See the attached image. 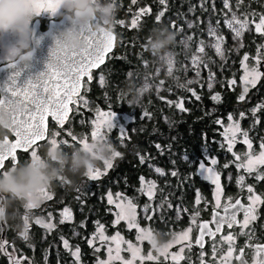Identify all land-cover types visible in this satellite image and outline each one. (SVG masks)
<instances>
[{"label":"trees","instance_id":"trees-1","mask_svg":"<svg viewBox=\"0 0 264 264\" xmlns=\"http://www.w3.org/2000/svg\"><path fill=\"white\" fill-rule=\"evenodd\" d=\"M111 2L115 10L111 29L117 38L116 47L99 72L100 77H104L102 85H98L95 77L81 96L92 107L127 118L123 138L117 139L116 136L112 141L121 156L115 159L116 164L106 176L94 183L86 182L83 193L77 189L78 181L75 185L59 180L56 185L51 184L57 202L55 208H68L71 213L70 221L59 224L56 229L45 230L43 240L42 230L33 227L32 256L31 249H25L32 264H95L97 257L101 255L89 246L88 241L94 238L98 224H102L107 234L115 232L110 224L111 207L106 202L108 193L118 192L132 199L138 207L140 225L148 226L155 237L165 241L173 232L186 228L194 210L201 212L202 205L210 202L211 186L201 177V163L205 167H214L222 183L230 171L231 177L225 187V195L232 198L235 194L236 173L231 171L234 165L233 153H244L246 149L236 141L233 150L228 151L225 128L230 121L229 115L239 120L241 131L248 133L253 152L264 141V107L255 115L252 111L257 106L264 105L263 78L249 88L243 100L239 99L242 95V57L247 54L249 59L245 63L252 66L257 54L264 49L261 36L254 29L260 16L262 1L229 0V8L224 7V0H165L164 4L160 0ZM144 8H149L150 13L139 15ZM161 12L164 14L157 21ZM233 13L241 20L247 14L250 27L248 32L243 33V46L238 50L230 45V29L225 23ZM138 15L137 26L133 28L132 20ZM190 24L192 27H189ZM161 26H166L176 34L175 46L168 51L174 58V69L169 76L165 75L163 62L146 47L152 30ZM210 27L224 38L223 60H219L212 46L214 44H209L213 38L209 34ZM201 44L205 48L204 53L198 51ZM198 53L201 59L194 63L193 57ZM258 68L262 69L260 64ZM210 73L214 74L211 81ZM189 80L195 82L188 84ZM232 80L236 83L230 84ZM209 81L215 84L214 88L209 89ZM144 83L149 84L150 88L142 95L141 104L129 107L121 94L126 96L140 90L139 86ZM188 89L195 91L199 99ZM217 94L219 100L214 101L211 97ZM180 102L186 111H180L176 107ZM91 111L93 110L86 109L85 114L78 115L84 117L83 122H79L80 127H74L75 135L88 133V127L85 124L82 127V123ZM241 113H244L243 118ZM156 145L161 147L157 148ZM141 156L144 157V163H141ZM212 159L217 161L214 166L211 164ZM226 164L228 167H225ZM157 169L162 170L164 175H160ZM173 171L177 172L176 176L171 175ZM141 177L144 178V183L141 182ZM149 181L156 185L152 200L141 189ZM57 186H65L63 204L60 202V190ZM198 192L201 203L196 205ZM145 207L148 211L142 214ZM47 211L56 213L54 208ZM207 211L204 215L200 214L204 219ZM18 213L21 215L20 208ZM177 213L180 218H177ZM149 216L152 219H148ZM117 230L126 234L123 225ZM251 232L256 238L264 240V229L260 223L253 224ZM64 240L70 246L80 248L79 261L72 255L71 247H64Z\"/></svg>","mask_w":264,"mask_h":264},{"label":"snow or ice","instance_id":"snow-or-ice-1","mask_svg":"<svg viewBox=\"0 0 264 264\" xmlns=\"http://www.w3.org/2000/svg\"><path fill=\"white\" fill-rule=\"evenodd\" d=\"M136 0H133L135 3ZM161 4L165 3V0H160ZM242 2V0H241ZM224 7L229 8V0H224ZM58 8L57 0H37L35 15L39 17L41 13H50L52 16H55ZM149 8H144L140 10L139 15H143L145 13H150ZM163 12H161L157 16V21L160 20L161 16H163ZM139 15L132 20V27L135 28L137 26V22L139 20ZM122 23V22H121ZM225 23L229 28L232 29L235 36L239 39L243 33L249 28V20L247 14L244 16V19L241 20L235 13L232 14L231 19H226ZM189 27H192L190 24ZM255 30L257 33L264 35V15L260 16L259 22L255 23ZM209 34L216 37V44L212 45L215 48L217 55H220L223 58V50H222V42L223 37L219 36L216 33L214 28H209ZM80 38L84 41V46L78 52L75 51H67L64 49L59 42H56L55 45L49 50L48 61L45 65V70L39 73L37 76L33 78H29L25 81L22 86L17 85L16 78L19 76V73H15L14 75L8 78V82H6L3 86H0V113L7 112L9 114V128L8 131L14 136V141H10L6 136L5 139L0 142V169H4L5 161L11 159L13 162L17 160V152H29L31 159L35 160L38 158L37 151L33 147L38 141L44 140L46 138V132L48 128L47 120L50 117L52 121H55L56 124L63 128L64 124L69 118L70 108L69 105L74 103V98L78 97L80 94V90L82 87L83 78H87V82L90 84L93 81V69L99 68L106 62V57L110 52L113 51L114 41L116 37L113 35L110 28H100L98 31H91L90 29H81L80 30ZM191 39V37H189ZM243 45L241 44V47ZM264 47V46H262ZM198 51L200 53L205 52V48L203 44L199 47ZM166 60L168 64V72L169 75L172 74V66L174 64V58L171 54L162 58ZM201 58L193 57V62L196 63ZM249 56L247 54L244 55L242 60V66L245 69V75L242 77L245 85L251 84L255 86V84L259 81L261 77V73L258 69L260 64L261 56L258 54L255 58L256 66H249L245 62L248 61ZM8 69L15 68L16 65L13 63H8L6 65ZM3 69H0L2 71ZM197 76H199V71H197ZM214 74L210 73V81L213 78ZM104 77H100V83H103ZM195 81L189 80L188 84H192ZM230 84H235L236 81L232 80L229 82ZM181 87H186L185 85H180ZM209 89L212 88V83L208 84ZM192 91L191 89H188ZM245 92H247V87H245ZM192 95L197 96L195 91H192ZM84 99L83 97H80ZM214 101L219 100V96L213 95L211 97ZM240 100L244 99V95H241ZM171 103V102H169ZM84 104L87 105V100L84 99ZM176 107L180 111H186L183 107V103H177ZM264 105H259L254 108L253 115L257 111L260 110ZM145 115H147L145 113ZM244 117V113H241V118ZM229 120L232 121L233 117L229 115ZM258 122V121H257ZM217 123H221L217 121ZM119 127L121 138L124 136L125 126L118 123L116 121V116L112 112H99L98 121L94 122V129L91 132V139L93 141H104L108 144L109 141L107 137L103 134L102 128L111 130L113 128ZM237 133H240L243 136V140L241 141L243 144L247 146L249 149L248 153H245V157L242 160L240 155H235L236 161H241L237 164L238 169H244L248 173H252L256 171L257 165H264V141H262L260 148L261 151L258 155H253L251 150L253 148L252 141L248 136L246 131H241L240 125L238 122H233L228 127L225 128V139L228 141V151L233 150L234 143L237 141ZM230 134V135H229ZM59 133H55L54 136H58ZM71 135V133H69ZM72 141H76L81 144L82 147H88L90 144L87 139H78L77 136L71 135ZM51 148L55 149L57 147L61 148V144H67V141L58 142L57 139L52 138L49 141ZM111 145V144H110ZM157 148H160V145H156ZM121 153L118 151L112 152V158L120 157ZM141 163H144V157L141 156ZM105 168L110 169L113 167L112 159L106 160ZM217 161L215 159L211 160V164L216 165ZM225 167H228L226 164ZM200 174L204 175L205 179L211 181L212 184L216 186V192L219 194L221 192L220 185V175L215 171L214 167H205L203 163L199 165ZM5 173L7 171H4ZM157 172L160 175H164V172L160 169H157ZM102 175L101 171L98 169H89L87 177L90 180L99 179ZM172 176H176L177 172L173 171L171 173ZM141 182L144 183V178L141 177ZM257 179L264 180V175H257ZM148 190L144 192L145 195L148 196L149 200H152L154 197V190L156 188L155 182L149 181ZM240 185H243V177H240L238 180ZM247 191L252 194L249 196L250 204L248 207H245L241 204L240 200H236L234 204H229L224 206L223 211L224 215H220L215 209H219L221 207V201L219 196L214 197L215 206L212 214V221L210 222H202L199 224L200 235L197 237L195 243L203 247V237L208 235L215 238L217 233L221 232V229L224 225H227L229 229H231L234 225L239 223L237 221V212L231 211L230 209H242L244 220L241 224L242 228H247L250 221L256 219V208L255 204L262 201V198L259 195L254 193V190L251 186L247 188ZM117 197H120V194H116ZM40 198H46L51 200L52 195L45 189L41 192ZM108 203L113 204L115 201L113 200V196L111 193L108 195ZM166 203V202H165ZM201 203V197L199 192L197 193V197L195 200V204L199 205ZM37 202L28 203L25 207L27 209H33L37 207ZM116 208L119 210L116 213V224H119L121 220H124L128 223L129 228H137L140 232V236L138 239H149L153 245L154 244V235L151 230H146L139 228V225L136 223V214H137V206L133 203L131 199H127L126 203H116ZM171 207V205H168ZM148 209L145 207V212ZM187 211V209H184ZM71 213L68 208L63 209L61 223L65 222V219L69 218ZM199 216V210L196 209L192 213L191 223L195 225L197 223V218ZM28 217L25 216V221H27ZM148 219H152L151 216ZM37 224H40L43 227L48 229H52L55 227L52 223H46L41 219H37ZM209 223L215 224V230L209 227ZM27 231L28 225L25 223V230L21 233V236L27 240ZM192 232V227H189L186 231H183L181 234L173 237V240L170 243L165 244L162 248L157 251L161 255H169V249L173 246V244L180 243L182 241H186L190 238V233ZM98 234L101 240H108L109 238L104 235L103 226L98 225ZM114 242L119 243L121 241V237L117 233L114 237L111 238ZM223 239L229 243L228 256L232 255L233 251V242L235 237L232 234L223 237ZM7 241L0 242V252H4L9 255L10 264H21V258H13L10 254L7 253L5 244ZM93 241L89 240V245L92 246ZM64 247L69 248V242L64 240ZM190 247V245H189ZM99 251V248L95 249ZM128 250L132 252L133 258L137 257L139 253V249L135 248L131 243L128 245ZM111 248L109 249V253H111ZM184 252V248L182 247L178 253L171 254V259L175 264H179L184 257L182 253ZM215 253V247H214ZM119 248H117V258H119ZM72 255L79 261L80 256V248L76 247L75 251ZM203 253L201 256L203 257ZM144 259V257H140ZM227 257H225L226 259ZM112 257L110 256L109 261H99V264H111ZM148 260H153L154 257L149 253L147 256ZM240 259V257H237ZM124 264H132V261H125ZM201 264H204V261H201ZM253 264H264V247L257 245L255 249V257L253 260Z\"/></svg>","mask_w":264,"mask_h":264},{"label":"clouds","instance_id":"clouds-1","mask_svg":"<svg viewBox=\"0 0 264 264\" xmlns=\"http://www.w3.org/2000/svg\"><path fill=\"white\" fill-rule=\"evenodd\" d=\"M37 0H0V52L6 61L23 64L30 62L36 40L33 29ZM55 16L67 22L68 27L60 30L54 42L67 51L78 52L84 46L80 38L81 29L98 31L113 23L114 7L111 0H57ZM176 34L166 26L152 30L147 41V50L158 58L167 56L169 49L175 46ZM140 90L122 95L129 107L139 106L143 93L149 88L147 83L139 86ZM9 114L0 113V141L8 135ZM113 149L104 141H93L88 147H77L71 152L62 148H49L46 153L33 160L18 164L6 173H0V222L10 215L9 208L14 204L26 206L37 202L41 192L53 181L61 179L75 185L87 177L89 169H94L101 162L111 159ZM20 227V225H17ZM156 247H163L158 237H154Z\"/></svg>","mask_w":264,"mask_h":264},{"label":"rangeland","instance_id":"rangeland-1","mask_svg":"<svg viewBox=\"0 0 264 264\" xmlns=\"http://www.w3.org/2000/svg\"><path fill=\"white\" fill-rule=\"evenodd\" d=\"M261 15H264V13L262 12V9L260 11V16ZM260 16H259V19H260ZM259 19L256 21V23L259 22ZM253 23H254V21H253ZM108 28H110V29L113 28L112 24ZM229 29H230L229 30L230 31V41H229L230 42V45L233 46L235 48V50H238L241 47V44H243V39H244L243 38V35L238 39L235 36V34L232 31V29L231 28H229ZM254 29H255V26H254ZM249 30H250V27L246 31L248 32ZM257 34H259L261 36V43L264 45V35H261L260 33H257ZM41 36H42V34H40L38 36V39L39 40H41ZM209 44H216V38L214 36L209 41ZM115 47H116V44H115ZM114 50H115V48H114ZM235 50L233 49L234 52H235ZM109 55H108V57H109ZM167 55H169V53H167ZM259 55L261 56V60L260 61L262 63V69L259 70L260 73H261V77L259 79V81H260L261 78H262V75L264 74V60H262L263 57H264V49H263L262 52H260ZM108 57H107V59H108ZM195 57L201 58L200 55H199V53H198V55H195ZM218 57H219V60H223L225 58V56H223V58H222L220 55H218ZM158 60L159 61L161 60L163 62L162 65L165 66V75L169 76V72H168V67L169 66H168L166 60H163L161 58H158ZM106 62H107V60H106ZM198 62H199V60L197 61V63ZM252 66H256V60L255 59H254V64ZM241 67H242V71L243 72H242L241 77H240L241 78V84L240 85L242 87V95L245 96V94L247 93V92H245V87H247V91H248L249 88L253 87V85H251V84L245 85V83L242 80V77L245 75V69H244L243 66H241ZM173 69H174V64L172 66V71H173ZM96 78H97L98 85L101 86L102 83H100V73L97 75ZM211 83H212V88H214L215 84L213 82H211ZM88 88L89 87H87L84 90V92L86 90H88ZM149 88H150V85H149ZM149 88L143 94L147 93L148 90H149ZM78 103H79V107L72 109V113L70 115L71 118L69 119L68 123L66 124V126L64 128L58 129L55 126L50 127V129L48 131L47 139H46V141L44 143L45 145H42V146H40L38 148L37 147L35 148V150L37 151V154L38 155L43 156L46 153V151L51 147L49 141L52 138L57 139L58 142H60V141H67V144H61V148L65 152H67L68 150H69V152H71L72 149H74V148L82 147L81 144L77 143L76 141H72L71 135H75V133H73V130H75L74 127H80L79 126V124H80L79 122H81V121L83 122V117L84 116H78V115L85 114L84 113V110H86V109L93 110V111L89 112L90 114L87 115L88 117L86 118V121L84 123H82V127H85L83 124H85L88 127V133L86 132V133H82L80 135H75V136H77L78 139H87L89 143L92 142L91 132L94 129V122L98 121V119H99V112H101L103 110L99 109L98 107L97 108L92 107V104L89 103L88 101H87V105H85L84 104V99H81V98L78 100ZM104 112H108V111H104ZM74 114H75V116H74ZM115 116H116V121L118 123L122 124L123 126H125V124L128 121L127 118L126 117L125 118H120L119 115H116V114H115ZM233 122H238L239 123V120L237 118H233L232 121H229V124L227 125V127L230 124H232ZM239 125H240V123H239ZM102 132L107 137L109 143L111 144V147H112L113 151H117V149L114 147V143H112V141L115 139L116 136H117V139H120L121 138V133H120L119 127L113 128L111 130H107V129H103L102 128ZM55 133H59V135L58 136H54ZM69 133H71V135H69ZM236 135H237V142H239L243 147H245L246 150H245L244 153L235 154V155H240L242 157V160H243L244 157H245V153H248L249 152V149L247 148V146L245 144H243L241 142L243 140V136L240 133H237ZM240 136H241V139L239 140L238 138H240ZM237 142L234 143V146L236 145ZM260 151H261V148H259L255 152H253V150H251V152H252L253 155H258ZM234 153H233V160H232V162L234 163V165H233V170L231 169V171H233V172L236 173V176L234 178V182H235V185H236V192H235V194L232 196V198H230L229 195H225V193H226V188L225 187L228 185V181H229V179L231 177V172L230 171L226 175V177H225L226 180L224 181V183L220 182L221 192L219 194L216 192V186L214 184H212L211 181H209V180L206 179L209 182L210 186H211V188H210V191H211L210 202L205 203L204 206L202 205L201 210H200L201 212H199V216L197 218V223L195 225H193L191 223V220H192V214H191L189 216L188 225L186 226V228H182V229H179V230L173 232L170 236H168L166 238L165 241H161L162 244H163V246H164L165 244L170 243L173 240V237L174 236L179 235L183 231H186L189 227H192V232L190 233V238L188 240H186V241H182L180 243L173 244V246L168 250L169 251V255H167V256L161 255L157 250L160 249V248H162V247L158 248V247L154 246L153 243L149 239H147V238L142 239V240L141 239H138V237L140 236V232L138 231L137 228H129V225H128V223L126 221L121 220L119 224H116L115 223V221H116V213H118V211H119L116 208L115 204L116 203H122V202L123 203H126L127 199H130V198H127V197H125L124 195H122V194H120L118 192L111 193L112 196H113V200L115 201V203L109 204L108 203V195H109V193H108L107 196H106V202H107L108 206L111 207V211H109V213L111 215L110 224L112 226V229H114L115 232L112 233V234H107L105 232V230H104V227H103L104 235L106 237H108L109 239L108 240H101L99 238L98 226H97V229L95 231L94 238L93 239H90V240L93 241L91 247L94 248V249H96V248H99L100 249L99 251H96L95 250L97 253L100 252V255H101V256H98L97 257L98 259H97V261H96L95 264H99V261H109L110 256L112 257L111 264H124L125 261H129V260L132 261V264H149V263H153V264L154 263L155 264H175V262H173L172 259H171V254L178 253L182 247L184 248V252L182 253V255H183L184 258L181 261H179V263L182 262V261L185 262L187 260L186 257L188 256L187 252L189 250V245L190 246L196 245V243H195L196 232H197V229H198V226H199L200 222H202L204 220V217L202 215H204L206 213V211L208 210L207 211L206 218H210L211 217V211L212 210L214 211V206H215V199H214V197H216L218 195L219 196V199L221 201V207L219 209H215V211H217V212H222L224 206L229 205V204H233V202H235L237 198H241L242 199V202L246 206H249V204H250L249 196L252 195V194H250L247 191V188L249 186H251L253 188V190H254V193L256 195H259L262 198V201H264V185H263L264 180L257 179V175L258 174L264 175V165H257L256 166V171H254L252 173H248L244 169H238L237 168V164L240 163L241 161H236ZM116 158H112V156H111L113 166L116 164V160H115ZM29 160H31V155H30L28 161ZM95 169L100 170L101 173H102V175L100 176L99 179H96V180H90L88 177H85L82 180H80V182L78 181V184H77V187L78 188L77 189H79V191L81 193H83L85 191L84 188H85V186L87 184L86 182H93V183L94 182H97L102 177L106 176V174L112 168L106 169L105 168V163L104 162H101L97 167H95ZM206 175H207V173H205L201 177L203 179H205L204 176H206ZM240 177H243V185H240L238 183V180H239ZM58 180L61 181V182L64 181V180H61V179H57V180L53 181L52 184L53 185H56L57 182H58ZM65 184H69V183H67L65 181ZM52 189L53 188L50 185L46 190L53 197L54 194H53V190ZM57 189L60 190L59 196L61 197L60 202H62L63 192L65 190V186L64 187L63 186H57ZM141 189H142L143 193L146 192L148 190V184H146V185L143 184L141 186ZM116 194H120V197L118 198ZM47 200L48 199H46V198H40V199H38V201H37L38 206L35 207V208H33V209H27L25 206H21V205L18 204L19 208L21 209V214H23V212H24V216L22 218L23 232L25 230V223H27L28 227H29V224L33 223V227H37V228L41 229L42 231H44L42 233V236L44 237L45 230L50 231L52 229H56V227L59 224H62L60 221L63 218L62 217V213H63V209L64 208L63 209H58L57 207L54 208V209H56V213H54L53 211L52 212H46L47 206L46 205H43V204ZM254 207L256 208V213H255L256 219H263V221H261V223H260V226L262 227V229H264V218H257L259 215H262V211H264V202H258L257 204L254 205ZM137 210H138V207H137ZM141 213L144 214L145 211L142 210ZM200 214H202V215H200ZM179 215L180 214L177 213V215H176L177 218H180V217H178ZM25 216L28 217L27 221H25ZM37 219H41V220L45 221L46 223H52V224L55 225V227L52 228V229H48L46 227H43L40 224H37L36 223ZM142 219H143V216L140 217V221H142ZM243 220H244V215L240 213L239 214V223H238V226L236 228L231 229V231H229L227 234L222 235V237L219 239V241L222 244L219 243L218 241H216V242L210 243V245H223V244L229 245V243L226 242L223 239V237H226L229 234H232L235 237L234 242H233V245L237 244V241H239V240H240L241 244H245L249 240L252 241V240L256 239L255 235L251 232V227L253 225L254 220L253 221H250V223H249V225H248L247 228H242L241 227V224H242ZM69 221H70V217L67 218V219H65V222H69ZM136 223L139 225V228L146 229V230H151L148 226H141L140 225L139 218H138V213L136 214ZM98 225H102V224L100 223ZM120 225H123V229L126 231V234L118 232L117 229H118V227ZM117 233L122 238L119 243L114 242L111 239L112 237H114L115 235H117ZM27 235L29 237V234H27ZM42 240H43V238H42ZM129 243H131L135 248H138L139 249V253L137 254V257L135 259L133 258L132 252L128 250ZM88 244H89V241H88ZM146 245L148 246L147 249L145 248ZM69 247H71V249L70 248H67V249H70V251H72V253L76 249V247H73V246H70V245H69ZM110 248L112 250L111 253H109V249ZM117 248H119V254H118L119 255V258H117ZM149 253H151V255L154 257L153 260H148L147 259V256L149 255ZM8 254H10L14 259L15 258H20V256L17 255V252L15 251V249L13 247H11L9 249ZM8 257H9V255H8ZM140 257H144V259H141ZM21 264H32V260L31 259H27V260L21 259Z\"/></svg>","mask_w":264,"mask_h":264},{"label":"flooded vegetation","instance_id":"flooded-vegetation-1","mask_svg":"<svg viewBox=\"0 0 264 264\" xmlns=\"http://www.w3.org/2000/svg\"><path fill=\"white\" fill-rule=\"evenodd\" d=\"M260 1H262L261 2V9H262V12L264 13V11H263L264 0H260ZM61 20L62 19L59 16H52L50 13H41V15L39 17H36L35 21L33 22V29L35 32L34 38L36 39V36H38L40 34H42V35L44 34V36L47 35L50 26L55 25L57 22H59ZM105 27L108 29L107 26H105ZM111 31H112V29H111ZM112 33L114 34L113 31H112ZM115 37H116V35H115ZM42 39H43V44L48 41L47 38H42ZM116 40H117V38H116ZM44 47L48 48L49 50L51 49L50 47H47V46H44ZM42 56H44V54H42V52H41L40 44H39V46H37L35 48V51L33 53V57L31 59V61L30 62H24L23 64H19V65L15 64V62L6 61L4 59V53L0 52V69H3L2 71H0V86H3L6 82H8V78L17 72L19 73V76L16 78L18 86H22L25 83V81L28 80L29 78H33V77L37 76L39 73V67L40 68L43 66L45 67L46 62H47V59H44L43 61H41ZM42 62H44V63H42ZM8 63H13L16 65V67L12 68V69H8L6 67V65ZM100 70H101V68L98 71L92 72L93 73V81H94L95 77H97V75L99 74ZM263 77H264V74L262 75V78ZM263 80H264V78H263ZM90 84L87 82L86 78L83 79L81 94ZM80 97L78 98V100L80 99ZM73 108H77V107L72 106V109ZM47 121H48V131H49L50 127L54 126V123L52 122L50 117L48 118ZM47 136H48V132H47ZM7 137L9 138L10 141L14 140V138L12 137V134L10 132L8 133ZM44 143L45 142L37 144L34 146V148H36V147L38 148V147L44 145ZM30 151L27 153L18 151L17 152V160L15 162H13L11 159L6 160L5 161V167H4V169H0V173H3L4 171H8L9 169L17 166L18 164H21V163L28 161V159L30 157ZM263 185H264V182H263ZM61 203L63 204V203H65V201H62ZM43 205L47 206L46 212H48L47 210L49 208H51V209L55 208V206L57 205L56 198L53 196V198L51 200H47L46 202H44ZM18 209H19L18 204H14L13 206H11L9 208V213H10V215H14V218H10L4 222H0V242L7 241V243L5 244V248H6L7 253L9 252V249L11 247H13L15 249V251L17 252V255H19L21 259L27 260V259H29L28 258L29 256L26 254L25 249H29V250L31 249L30 250L31 256L33 254L32 243L34 242V240H33L34 228H33V223L29 224L28 231H27V234H29V237L27 238V240H25L21 236V233L23 232L22 218L24 216V212H23V214L20 215L18 213ZM212 212H213V210L211 211V214H212ZM262 213L263 214L259 215L257 218H264V211H262ZM203 221L210 222L211 217L206 218ZM261 221H263V219H255L253 224L261 223ZM238 222H239V216H238ZM209 224L211 225V223H209ZM17 225H20V227H17ZM237 226H238V224H237ZM237 226H235L233 228H236ZM229 231H231V229H227L224 226V229L222 230L221 234L216 235L214 239L213 238L209 239L208 237H206L205 238V245L202 248H200L197 245L190 246L189 250L187 252V254H188V256L186 257L187 260L185 262L182 261L179 264H201L202 260L204 261V264H253V260L255 257V249H256L257 245L264 247V240H261L260 238H256L252 241L249 240L245 244H241L240 240L237 241V244L232 245L233 251H232L231 256L227 255L229 245H227V244L210 245V243L216 242V241L221 243L219 241V239L222 237V235L227 234ZM43 232L44 231H42V233ZM42 233H41V235H42ZM196 234H197V232H196ZM42 238L44 239L45 235ZM214 247H215V253H214ZM201 253L204 254L203 257L201 256ZM225 257H227V258L225 259ZM237 257H240V259H237ZM0 264H10L9 257L4 252H0Z\"/></svg>","mask_w":264,"mask_h":264},{"label":"water","instance_id":"water-1","mask_svg":"<svg viewBox=\"0 0 264 264\" xmlns=\"http://www.w3.org/2000/svg\"><path fill=\"white\" fill-rule=\"evenodd\" d=\"M263 11H264V5H263ZM68 26V24H67V22H65V21H63V20H61V21H59V22H57L55 25H54V27H51V28H49V31H48V33H49V35L47 36L48 38V40L50 39V41H53V39H54V37L56 36V34L60 31V30H62V29H64L65 27H67ZM114 35V34H113ZM115 36V35H114ZM43 39H41V41H40V46H41V52H42V54H44L45 56H42L41 57V61H43L44 59H47L48 60V58L46 57V55L49 53V49L48 48H45L44 46H47V47H53L54 45H55V42H46V43H44L43 44ZM115 44H116V39H115V41H114V48H115ZM43 48V49H42ZM114 48H113V51H114ZM45 51V52H44ZM112 51V52H113ZM112 52H110L109 54H111ZM108 54V55H109ZM108 57V56H107ZM107 57H106V60H107ZM106 63V62H105ZM105 63L103 64V65H101L99 68H97V69H93L92 70V72H95V71H98L100 68H102L104 65H105ZM260 68H262V63H260ZM86 78V77H85ZM84 79V78H83ZM87 79V78H86ZM83 81V80H82ZM81 91H82V87H81V90H80V94H79V96L81 95ZM79 96L78 97H75L74 98V103H72V104H70L69 105V108H70V113H69V118H68V120L66 121V123L64 124V126H63V128L66 126V124L68 123V121H69V119H70V115H71V113H72V106H74V107H78L79 106V103H78V98H79ZM53 123H54V126L56 127V128H58V129H62L61 127H59L57 124H56V122L55 121H52ZM47 124H48V121H47ZM47 132H48V128H47ZM47 132H46V138L44 139V140H41V141H38L35 145H37V144H40V143H43V142H45L46 141V139H47ZM12 137L14 138V136L12 135ZM5 139V138H4ZM15 139V138H14ZM14 141V140H13ZM0 142H2V141H0ZM34 145V146H35ZM33 146V147H34ZM20 152H23V151H20ZM237 200H240L241 201V199L240 198H238ZM235 202H233V204H234ZM241 204L242 205H244L245 207H248V206H246L242 201H241ZM231 211H236L237 212V221H238V216H239V214L241 213V214H243V210L242 209H230V212ZM220 215H224V211L222 210V212H218ZM212 214H213V212H212ZM212 214H211V221H212ZM202 222H207V221H202ZM202 222H200V223H202ZM238 224V223H237ZM237 224L236 225H234L233 227H235V226H237ZM227 229H229L228 227H227V225H224ZM224 226L222 227V229H221V232H222V230L224 229ZM209 227L211 228V229H213V231L215 230V224H212L211 223V225L209 224ZM232 227V228H233ZM231 228V229H232ZM221 232L220 233H217L216 235H219V234H221ZM200 235V230H199V226H198V229H197V234H196V238H195V241H196V239H197V237ZM206 237H208L209 239H212V237H210V236H208V235H205L204 237H203V240H202V243H203V246L205 245V238ZM197 245V244H196ZM198 246V245H197ZM200 247V246H199ZM263 247V246H262ZM200 248H202V247H200Z\"/></svg>","mask_w":264,"mask_h":264},{"label":"bare ground","instance_id":"bare-ground-1","mask_svg":"<svg viewBox=\"0 0 264 264\" xmlns=\"http://www.w3.org/2000/svg\"><path fill=\"white\" fill-rule=\"evenodd\" d=\"M51 27H54V25L50 26V28H51ZM67 27H68V26H67ZM65 28H66V27H65ZM48 35H49V33H48L47 35H45V36H44V34H43L42 37H41V39H42V38H48V37H47ZM38 36H39V35H38ZM38 36H36V40H39V39H38ZM39 41H41V40H39ZM48 42H54V39H53V41H50V39H49V40L47 41V43H48ZM50 48H52V47H50ZM42 49H43V48H42ZM44 52H45V51H44ZM48 54H49V53H48ZM48 54L46 55L47 58H48ZM44 56H45V55H44ZM47 61H48V60H47ZM42 63H44V62H42ZM46 63H47V62H46ZM44 70H45V67H44V66L41 67V68L39 67V73L43 72ZM39 73H38V74H39Z\"/></svg>","mask_w":264,"mask_h":264}]
</instances>
